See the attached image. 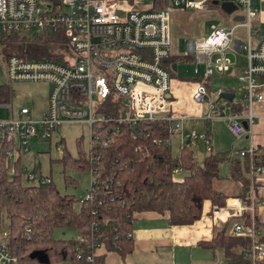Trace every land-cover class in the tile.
I'll return each instance as SVG.
<instances>
[{
	"label": "built area",
	"instance_id": "1",
	"mask_svg": "<svg viewBox=\"0 0 264 264\" xmlns=\"http://www.w3.org/2000/svg\"><path fill=\"white\" fill-rule=\"evenodd\" d=\"M158 2L164 7L156 9L154 0H0V33L51 35L59 41L56 60L33 61L10 55L2 61L5 86L32 83L48 88L46 106L38 119H33L27 108L13 113L10 104L0 105L8 110V117L0 120V156L8 161V176L13 174L12 165L21 156H37L31 141L48 142L51 134L66 124L87 128L88 151L96 143L105 148L110 141L108 134H117L120 125L135 129L141 123H157L168 132L162 141L153 139L155 145L170 148L171 136L177 134L179 149L201 146L208 151L209 131L183 132L182 123L191 118L174 109L176 102L170 91L168 71L174 65L172 72H176L177 64L168 61L174 50L169 8L202 11L214 2L235 6L236 10L228 16H241V22L232 21L233 25L227 26L221 18L223 24L211 25L206 35L185 38L179 58L194 65L191 101L205 106L202 119L223 121L235 142L252 137L255 122L264 118V38L256 40L258 32L253 27L257 8L250 0ZM237 56L244 59V68L237 75L242 87L234 89L233 96H238V101L232 105L219 97L224 93L222 89H216L210 96L205 82L237 68L232 61ZM198 67H201L200 72ZM109 96L112 98L106 103ZM103 105L106 108L103 109ZM103 132H106L104 137ZM62 142L59 139L54 145L58 154L64 149ZM259 155L253 144L229 153L230 157H246L249 161V201L244 206L236 199H228L222 208L212 209L213 218L227 211L232 218L240 219L243 213H252L261 204L255 201L256 184L264 176V167L256 164ZM98 159L97 155L88 153V161ZM34 166L38 164L27 168L22 163L26 185H48L50 176L42 175L39 168L35 172ZM88 172L89 189L78 203L91 199L97 188L94 171L89 169ZM179 173L178 168L172 170L173 182L177 181L175 176ZM106 223L103 221L104 225ZM97 226L92 223L90 231H96ZM231 233L250 239V248L243 255L250 264L264 263V245L257 240L252 216L246 225L239 222L233 225ZM76 240L85 246L75 249V259H82L81 264H97V251L103 245L95 240L86 243L83 237ZM0 264H19L7 248L6 232L0 235Z\"/></svg>",
	"mask_w": 264,
	"mask_h": 264
},
{
	"label": "trees",
	"instance_id": "2",
	"mask_svg": "<svg viewBox=\"0 0 264 264\" xmlns=\"http://www.w3.org/2000/svg\"><path fill=\"white\" fill-rule=\"evenodd\" d=\"M158 1L154 0L155 8H163L164 4ZM207 9L220 10L213 4ZM58 42L51 35L0 33L3 60L10 55L33 61L56 60ZM178 60L179 57L174 55L168 59L171 63ZM168 72L172 78V69L169 68ZM209 80L205 87L211 96ZM224 92L234 94V90ZM111 98L109 96L106 103ZM230 103L234 104L233 101ZM7 104H10L9 87L0 85V105ZM104 133L101 136L104 137ZM167 136L168 132L157 123H141L135 129L120 125L117 134H108L110 141L105 148L96 143L91 151L83 153L80 140H76L78 157L75 159L63 149L58 161L62 170L70 167L78 172L94 171L96 191L91 194V199L82 203L70 194H61L52 180L45 186L23 184L21 158L13 163V174L8 176V161L0 156V231L6 232L10 253L19 264H81L82 259H75V249L81 250L85 244L74 238H53L54 230L70 229L86 243L95 240L105 251L123 258L132 251L133 213H167L169 226H190L200 219L204 202H209L211 209L222 208L225 200L232 197L247 206L250 184L246 157L228 158L208 152L198 161L194 150L188 147H181L173 157L170 148L152 143L153 139L162 141ZM88 153L99 159L88 161ZM259 159L256 164L264 167V156L260 154ZM224 162L228 164V172L223 177L219 174V167ZM174 168L183 172L180 183L172 181ZM33 169L36 172L38 166ZM214 180L229 181L237 186V193L218 191L213 186ZM63 182L69 184L73 181L63 176ZM75 204L77 210L73 208ZM103 221H107L106 225ZM242 221L247 223L246 213ZM92 223L98 224L94 232L90 231ZM258 242L264 245V235L258 238ZM200 245L213 254L219 252L222 264H250L243 256L250 248V239L227 235L225 226L215 231L210 241ZM101 261V256L96 258L97 264H102Z\"/></svg>",
	"mask_w": 264,
	"mask_h": 264
},
{
	"label": "crops",
	"instance_id": "3",
	"mask_svg": "<svg viewBox=\"0 0 264 264\" xmlns=\"http://www.w3.org/2000/svg\"><path fill=\"white\" fill-rule=\"evenodd\" d=\"M250 2L251 5L258 10L257 18L253 21V27L258 32L256 40H260L264 38V0H250ZM172 55L180 57L176 53L175 48ZM241 71L242 69L235 68L227 75H222L221 77L229 79L234 75H238ZM216 76L217 75L212 78L214 79ZM173 80L171 78L170 91L176 102L174 109L176 112L191 118V120L182 123L183 132L193 130L196 133H200L204 130H208L211 135V145H213L212 124L216 121L206 122L202 119L205 106L194 104L191 101L192 84L185 85ZM209 87L211 94L216 89H222L223 91L234 90L227 87H212L210 85V80ZM231 101L237 102L238 96H233ZM12 112L14 113L13 109ZM184 124L187 126H184ZM198 124L200 125L199 130L196 129ZM249 144H253L257 147L259 153L264 156V118L255 122L252 137L250 139L243 137L238 142H235L230 150L233 151L244 148ZM172 147H175L177 155L179 150V136L177 134L171 136L170 151H172ZM198 149H200L201 154L206 155L208 152H211L212 154L221 155L217 152H213L212 146H210L208 151L201 146H199ZM229 153L226 156L231 158L229 157ZM175 179L177 180L175 181L176 183L182 181V177L180 176L175 177ZM220 183H224V186L218 187V191L231 193L233 195L237 193L238 189L236 185L231 184L227 180H221ZM255 198V201L261 204L257 206L252 213H245L248 218L252 216L257 225L255 229L258 240V238L264 235V176H262L256 184ZM228 199L234 198L228 197L226 200ZM212 209L209 202H204L200 219L190 226H169L167 224V213H133L130 231L132 251L123 258H120L113 252L105 251L103 247L97 251V254L102 257V264H222V258L219 252L213 254L200 244L210 241L215 231L223 226L226 227V234L232 236L231 230L233 225L238 222L243 225H246V223L242 221L244 213L240 219H235L230 216L229 212L222 211L217 218H213L211 214Z\"/></svg>",
	"mask_w": 264,
	"mask_h": 264
},
{
	"label": "rangeland",
	"instance_id": "4",
	"mask_svg": "<svg viewBox=\"0 0 264 264\" xmlns=\"http://www.w3.org/2000/svg\"><path fill=\"white\" fill-rule=\"evenodd\" d=\"M169 29L174 48L178 56L182 55L183 40L189 37H195L199 35H206L211 25H216L220 22L221 18L224 20V24L227 26L233 25L232 17L225 15L218 9H204L202 11L182 10L169 8ZM240 13V11H237ZM223 24V23H222ZM239 34L242 33L238 30ZM33 36V35H32ZM242 37V35H240ZM3 58L0 47V85H4L3 74ZM232 61L238 65L237 68H244V59L241 56L232 58ZM177 70L172 73V80L185 85H190L195 76L193 75L194 65L184 59L179 58L176 61ZM199 72L201 67H198ZM210 85L212 87H227L231 89H238L242 87V83L237 80V75L224 79L221 75H217L214 79H210ZM10 91V107L13 111H17L22 107L27 108L30 111L33 119H38L40 113L45 108L48 89L44 84H32V83H15L8 86ZM239 90V89H238ZM8 117V110L0 108V120H5ZM184 126H187L184 124ZM196 129H200V125H197ZM213 134V152H217L221 155H226L231 151L232 145L235 141L228 133L225 127V123L222 121H216L212 124ZM59 139H62V145L66 153L71 158L78 157V151L76 147V140H80V150L85 153L88 151V131L85 126L66 124L60 126L54 133L51 134L50 140L47 142H35L31 141L32 150L37 154L36 157L30 155L21 156V162L25 163L27 168H31L32 165H37L42 175H49L55 188L61 194H70L74 199L82 198L86 191L89 189V183L91 177L89 172H78L77 170L67 167L62 170L61 163L58 162L62 157L54 150V145ZM194 154L198 161H201L205 154H201L200 149L195 148ZM172 156L176 155L175 147H172ZM51 161V162H49ZM228 164L224 162L219 167L220 176L227 175ZM183 172L175 177H182ZM63 176L72 180V183L64 184ZM23 184L26 183L23 181ZM214 188L224 186V183L220 181H213ZM75 210L78 209V205L73 206ZM1 235V231H0ZM53 238L55 239H76L74 231L70 229L54 230Z\"/></svg>",
	"mask_w": 264,
	"mask_h": 264
},
{
	"label": "water",
	"instance_id": "5",
	"mask_svg": "<svg viewBox=\"0 0 264 264\" xmlns=\"http://www.w3.org/2000/svg\"><path fill=\"white\" fill-rule=\"evenodd\" d=\"M214 5L218 6L220 11L222 13H224L225 15H230L236 10L235 6H233L232 4H229V3L218 4L217 2H214ZM232 21L233 22H241L242 17L241 16H234V17H232ZM171 69H172V71H175L174 65L171 67ZM219 97L223 100L230 102L233 98V94L224 92ZM242 126L245 127V125L243 123H242Z\"/></svg>",
	"mask_w": 264,
	"mask_h": 264
}]
</instances>
